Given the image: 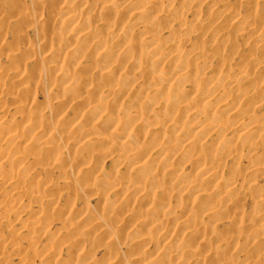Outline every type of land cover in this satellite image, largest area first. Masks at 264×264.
Returning a JSON list of instances; mask_svg holds the SVG:
<instances>
[{
    "label": "rangeland",
    "instance_id": "374dc122",
    "mask_svg": "<svg viewBox=\"0 0 264 264\" xmlns=\"http://www.w3.org/2000/svg\"><path fill=\"white\" fill-rule=\"evenodd\" d=\"M107 1L0 0V264H264V0ZM105 2L111 6L102 8ZM87 27L92 34L80 38ZM123 33L138 47L133 43L122 58L124 44L107 54L111 70L118 67L110 86L92 65L101 48L91 46ZM149 48L158 53L148 57ZM78 67L81 76L73 75ZM64 70L69 77L61 82ZM135 70L141 71L135 79L125 77ZM179 70L188 75L178 83ZM79 76L81 89L73 87ZM153 76L169 80L160 85ZM176 83L181 88L172 98L159 91ZM213 84L212 95L191 100L196 88ZM83 96L104 102L103 112L93 116L77 106ZM207 96L213 107H205ZM137 101L147 108L123 113ZM106 113L128 123L100 148L97 138L115 135ZM212 121L223 125L203 131ZM245 130L251 140L241 135ZM134 150L141 154L135 160L118 157ZM178 177L190 187L175 186ZM216 178L239 192L208 199ZM166 210L176 222L165 221Z\"/></svg>",
    "mask_w": 264,
    "mask_h": 264
},
{
    "label": "bare ground",
    "instance_id": "6f19581e",
    "mask_svg": "<svg viewBox=\"0 0 264 264\" xmlns=\"http://www.w3.org/2000/svg\"><path fill=\"white\" fill-rule=\"evenodd\" d=\"M104 1H106V2H109V1H107V0H104ZM105 2V4L102 6V8H106V7H109V6H111V4L109 5V3H106ZM149 2H150V0H149ZM153 2V1H152ZM102 3H103V1H102ZM15 7H16V4H15ZM13 8H14V6H13ZM18 8V7H17ZM15 9V8H14ZM73 10H75V9H73ZM62 11V10H61ZM60 12V11H59ZM75 12V11H74ZM77 12V11H76ZM29 13V12H28ZM144 14V11L143 10H139L138 11V14ZM235 14V13H234ZM71 17H73L74 15L72 14V15H70ZM69 16V17H70ZM236 16V15H235ZM234 18V17H233ZM66 21H63V23H65ZM86 22V21H85ZM90 24V23H89ZM103 24V23H102ZM88 25V24H87ZM92 25V24H91ZM93 26V25H92ZM95 26V25H94ZM99 26H103V25H99ZM88 29L87 30H84V31H81L80 33H79V37L81 38L83 35H86V36H88L87 34H92V31H91V29H89V27H87ZM91 28V27H90ZM48 34V33H47ZM58 34V36H59V33H57ZM261 34H263V33H261ZM71 36H74V33H73V35H71ZM85 36V37H86ZM124 33H123V36H122V34H118L117 35V37L115 38V39H113V40H111L110 42H107V40H103V39H95V41L93 42V44H92V46H91V49L92 48H94V50L96 49H99V48H101V49H99V51H97L98 53L96 54L97 56L95 57V59H94V61H95V63L94 64H92V65H96L98 68V71H99V76L101 77V78H103V82H105V84L106 83H111L110 84V86H114L113 85V83L115 82L114 80H112V79H110L109 78V76L110 75H112V73L115 71L116 72V70L118 69V67H117V64H116V67H117V69L114 67V70H111V62L112 61H109V55H107L109 52L112 54V53H114L116 50L118 51V47L120 48L121 46L120 45H122V44H124L123 45V48L122 49H120L119 50V54H117V58H119L120 56V58H122V56H123V53H124V50L125 49H127V50H129L130 48H132L133 46H134V44L136 45V43H138L137 42V40H135L134 39V41H133V43L130 45V43H126V38H124ZM67 37V36H66ZM78 37V38H79ZM60 38V37H59ZM62 38V37H61ZM74 38V37H73ZM77 38V39H78ZM124 38V39H123ZM153 38H155V37H153ZM153 38H151V39H153ZM264 38V37H263ZM75 39V38H74ZM71 40V39H70ZM84 40V39H83ZM83 40H80V42H82V44H83ZM156 39H154V41H155ZM158 40V39H157ZM262 40V39H261ZM63 41V40H62ZM148 41H150V40H148ZM152 41V40H151ZM70 42V41H69ZM73 42H74V40H73ZM72 42V43H73ZM79 42V41H78ZM136 42V43H135ZM71 43V42H70ZM85 43V42H84ZM87 43V42H86ZM90 43V42H89ZM126 43V44H125ZM146 43V42H145ZM154 43V42H153ZM79 44V43H78ZM81 44V46L83 47V45ZM88 44V43H87ZM159 44V43H158ZM158 44H156V45H158ZM61 44H59V46H60ZM86 45V44H85ZM139 45V44H138ZM76 46H80V45H75V49H77L76 48ZM80 46V47H81ZM125 46V47H124ZM137 46V45H136ZM159 46V45H158ZM61 47V46H60ZM80 47H79V49H80ZM88 47V46H87ZM138 47V46H137ZM139 47H140V45H139ZM74 48V47H73ZM83 48H86V47H83ZM82 48V50H81V52H83V49ZM155 48H156V46H155ZM68 49V48H67ZM89 49V48H88ZM87 49V50H88ZM54 50V49H53ZM57 50V49H56ZM61 50V49H60ZM70 50V49H69ZM74 49H72V51H73ZM126 50V51H127ZM133 50V49H132ZM136 50V49H135ZM148 50V49H147ZM156 50V49H155ZM52 51V50H51ZM63 51V50H62ZM76 51V50H75ZM153 48H149V50L147 51V54H148V57H149V53H152V54H155L157 51H155L154 53H153ZM67 52V51H66ZM71 52V51H70ZM77 52V51H76ZM76 52H73L74 54L76 53ZM90 52V51H89ZM129 52V51H128ZM53 53H58L59 54V52H55V50L53 51ZM72 53V52H71ZM71 53L69 54L70 55V57L72 58V56L73 55H71ZM72 53V54H73ZM85 53H87L86 52V49H85ZM158 53V52H157ZM50 54H51V52H50ZM50 54H48V55H50ZM61 54V53H60ZM63 54V53H62ZM84 54V53H83ZM125 54H126V52H125ZM66 55V54H65ZM132 55V54H131ZM145 55V54H144ZM178 55V54H177ZM62 56V55H61ZM75 56H76V54H75ZM75 56H74V58H75ZM107 56H108V58H107ZM112 56V55H111ZM115 56V55H114ZM155 56V55H154ZM175 56V55H174ZM60 57V56H59ZM78 57V56H77ZM137 57V56H136ZM140 56H138V58H139ZM177 57V56H176ZM43 58V57H42ZM52 58V57H51ZM54 58V60L56 59L55 57H53ZM73 58V59H74ZM94 58V57H93ZM114 58V57H113ZM141 58V57H140ZM173 58V57H172ZM181 58V57H180ZM44 59V58H43ZM50 59V58H49ZM69 59V57H67V58H65V60H66V64L68 63L69 65H71L70 64V60H68ZM73 59L71 60V61H73ZM78 59V58H77ZM144 59V58H143ZM156 59H159V58H156ZM156 59H155V61H156ZM176 59V58H175ZM182 59V58H181ZM46 60H48L47 58H46ZM45 60V61H46ZM60 60V59H59ZM67 60H68V62H67ZM137 60V59H136ZM184 60V59H183ZM34 61V60H33ZM36 61V60H35ZM45 61H43L44 63H45ZM93 61V62H94ZM142 61H144V60H142ZM146 61V60H145ZM185 61V60H184ZM148 62V61H147ZM152 62V61H151ZM190 62V61H189ZM57 63H58V60H57ZM60 63V62H59ZM72 63V62H71ZM35 64V63H34ZM74 64V63H73ZM72 64V65H73ZM62 65V64H61ZM80 65V64H79ZM148 65V64H147ZM51 66V65H50ZM55 66V65H54ZM57 66H59L58 64H57ZM57 66H55L54 68H56ZM63 66H65V65H63ZM76 66H78V65H76ZM119 66H120V64H119ZM82 67V66H81ZM85 67V66H84ZM84 67H83V69H84ZM58 68V67H57ZM65 68H66V66H65ZM71 67H69V69L68 68H66V70L68 71V70H71L70 69ZM79 68V67H78ZM53 68H51V70H52ZM87 69V68H86ZM96 69V70H97ZM80 68L79 69H77V68H74L73 69V75L74 74H78V75H80ZM48 71V70H47ZM46 71V72H47ZM54 71V70H53ZM62 72V71H61ZM72 72V71H71ZM140 72L141 71H139V70H135L134 72H132V73H130V74H127L125 77L127 78L128 77V79H130V80H133V79H135L137 76H139L140 75ZM148 72H150V71H148ZM179 72H180V70H179ZM178 72V74L176 75L177 77H176V80H177V82L178 81H180V80H183V79H185L186 77H187V73H184V72H180L179 73ZM63 73V72H62ZM87 73H89V72H87ZM98 73V72H97ZM96 73V74H97ZM146 73V72H145ZM151 73V72H150ZM33 74V73H32ZM59 74V73H58ZM61 74V73H60ZM67 74V73H66ZM65 74V70H64V74H63V76L61 75V82H63V80L66 78V77H69V76H64V75H66ZM72 74V73H71ZM142 74V73H141ZM147 74V73H146ZM149 74V73H148ZM147 74V75H148ZM153 74V73H152ZM187 74V75H186ZM72 75V76H73ZM82 75V74H81ZM80 75V76H81ZM98 75V74H97ZM151 75V74H150ZM149 75V76H150ZM79 76V81L76 83V81L75 82H73L72 84H74V83H76V85H73V87L74 86H78V87H80V89H81V87L82 86H84L85 84H83L84 82L82 81V77H80ZM87 76H88V74L86 75V77L85 78H87ZM160 76V75H159ZM159 76H153L151 79H153V81H154V83H156V84H160V85H162L161 83H163V80H167V78H168V76L165 78L164 76L162 77H159ZM244 76V75H243ZM33 77V76H32ZM59 78H60V76H58ZM151 77V76H150ZM71 78V77H70ZM74 78H76V75H75V77ZM113 78V77H112ZM244 78V77H243ZM58 79V78H57ZM242 79V78H241ZM59 80V79H58ZM68 80V79H67ZM71 80V79H70ZM168 80H169V78H168ZM189 80V79H188ZM211 80V79H210ZM66 81V80H65ZM73 81V80H72ZM71 81V82H72ZM88 81V80H87ZM175 81V80H174ZM213 81V80H212ZM211 81V82H212ZM86 82V81H85ZM173 82V81H172ZM184 82V81H183ZM196 82V81H195ZM252 82V81H251ZM179 83V82H178ZM181 83V82H180ZM66 84H68V83H66ZM83 84V85H82ZM89 84V83H88ZM172 84V83H171ZM215 85H216V83H214ZM211 85L210 86V89H208V90H206V91H201V87L200 88H196V86H195V88H196V92L195 93H193L192 95V97H191V100L194 102V101H199L200 99H202L203 98V96H204V92H209L211 95H212V93H214V91L216 90V87H217V85H216V87H215V85ZM70 82H69V87H70ZM82 85V86H81ZM238 85V84H237ZM264 85V84H263ZM260 86V88H259V90H261V91H264V86ZM87 86V85H86ZM86 86H85V90H86ZM104 86V85H103ZM175 86V84H173V89H160L159 91L160 92H162V94L166 97V98H172V96H174V95H176V90L177 89H179V84L177 85V83H176V86ZM179 86V87H178ZM193 86V85H192ZM193 86V87H194ZM207 86V85H206ZM220 86V85H219ZM254 86V85H253ZM69 87H67V88H69ZM72 87V88H73ZM89 87V86H88ZM94 87V86H93ZM117 87H118V85H117ZM171 87V86H170ZM234 87V86H233ZM72 88H70L71 90H73ZM95 88V87H94ZM98 88V87H97ZM103 88V87H102ZM181 88V87H180ZM207 88V87H206ZM251 88V87H250ZM89 89V88H88ZM93 89V88H92ZM91 89V90H92ZM96 89V88H95ZM122 89V88H121ZM191 89V88H190ZM218 89V88H217ZM249 89V88H248ZM252 89V88H251ZM258 89V88H257ZM84 90V89H83ZM91 90H89L90 91V93H91ZM250 90V89H249ZM76 91V90H75ZM87 91V90H86ZM93 91V90H92ZM182 91V90H181ZM181 91H180V93H181ZM190 91V90H189ZM194 91V90H193ZM232 91H234V93H238V92H240L241 91V89H240V87L239 88H235L234 90H232ZM248 91V90H247ZM65 92V91H64ZM69 93H70V91H68ZM72 92V91H71ZM80 92H81V90H80ZM94 92V91H93ZM92 92V93H93ZM192 92V91H191ZM66 93H67V91H66ZM77 92H75V94H76ZM91 93V94H92ZM95 93H97V92H95ZM105 93V92H104ZM232 93V92H231ZM65 94V93H64ZM63 94V95H64ZM68 94V93H67ZM80 94V93H79ZM82 94V93H81ZM80 94V95H81ZM115 94V93H114ZM161 94V95H162ZM74 95V94H73ZM84 95V94H83ZM104 95H106V94H104ZM116 95V94H115ZM114 95V96H115ZM178 95H180V94H178ZM177 95V96H178ZM76 96V98L78 97L77 96V94L75 95ZM85 96H87V95H85ZM114 96H113V98H114ZM117 96H119V94L117 95ZM160 96V95H159ZM67 97V95L65 96V98ZM71 97H72V95H71ZM84 97V96H83ZM110 97H112V96H110ZM208 97V96H207ZM211 96H209L208 98H206L207 100L205 101L206 102V105H205V107L208 105L209 107H210V105L212 106L213 105V100H211L212 98H210ZM73 98V97H72ZM90 98V97H89ZM112 98V99H113ZM160 98V97H159ZM66 99H69V98H66ZM74 99V98H73ZM91 99V98H90ZM94 99V98H93ZM98 99V98H97ZM103 99V98H102ZM109 100V101H111V104L112 103H114V104H116V101L115 100ZM114 99H116V98H114ZM162 99V98H161ZM175 99V98H174ZM61 100V99H60ZM65 100V99H64ZM254 100V99H253ZM105 101V100H104ZM191 101V102H192ZM72 102H74V101H72ZM117 102H118V100H117ZM138 102V101H137ZM134 103V104H132V106H130V107H127L126 106V108H124L123 109V113H126V114H129L130 112L132 113V110H135V109H138V108H141V110H142V108L145 106H147V105H144V104H142L141 102H138V103ZM216 102V101H215ZM65 103V102H64ZM62 104V103H61ZM75 104L77 105V106H80V107H84V109H86L85 107H87L88 109L87 110H89L90 112H91V115H92V113H93V116L94 115H96L97 113H100L101 114V112L100 111H102L103 112V108H105V106H106V104H104V102H101V101H97V100H89L87 97L85 98H82V99H79V100H75ZM113 104V105H114ZM119 104V103H118ZM112 105V106H113ZM120 105H122L121 104V102H120ZM111 106V105H110ZM115 106V105H114ZM124 106V104L121 106V109H122V107ZM144 107V108H145ZM191 107V106H190ZM213 107V106H212ZM107 108H108V106H107ZM110 108H112V107H110ZM114 108V107H113ZM113 108L111 109V110H113ZM118 108V107H117ZM120 108V107H119ZM147 108V107H146ZM206 108H208V107H206ZM75 109H76V107H75ZM81 109H83V108H81ZM219 109V108H218ZM57 110V109H56ZM106 110V109H105ZM111 110H110V113H111ZM120 110V109H119ZM76 111V110H75ZM83 111V110H82ZM81 111V112H82ZM86 111V110H85ZM145 111V110H144ZM202 111V110H201ZM88 112V111H87ZM89 112V113H90ZM106 112V111H105ZM114 113H115V111H113ZM118 112V111H117ZM199 112V111H198ZM203 112V111H202ZM76 113V112H75ZM121 113V112H120ZM119 113V114H120ZM130 113V115H133V114H131ZM107 114V113H106ZM119 114H112V115H108L109 117H107V119H108V122L107 121H105V118H104V121L106 122V123H108V126L110 125L111 127L113 126L114 127V129H113V131H114V134L115 135H113V133H112V135H110L112 138H109V139H106V138H102V137H99V138H97L96 140H95V144H101L100 145V148H102L101 146H102V144H103V146H106L108 143H110V142H112V141H116V138H115V136H117L116 134H118V133H124V131H125V128H126V125H127V123H128V121L126 120V118H124L123 117V115L122 116H120ZM125 114V115H126ZM98 115V114H97ZM77 116V115H76ZM79 116V115H78ZM77 116V117H78ZM85 116V115H84ZM205 116V115H204ZM96 117V116H95ZM76 118V117H75ZM75 118H74V120H75ZM97 118H98V116H97ZM134 118V117H133ZM178 118V117H177ZM58 119V118H57ZM64 119V118H63ZM78 119V118H77ZM76 119V120H77ZM83 119V118H82ZM96 119V118H95ZM94 119V120H95ZM163 119V118H162ZM171 119V118H170ZM75 120V121H76ZM97 120V119H96ZM101 120V119H100ZM58 121H60V120H58ZM67 121V120H66ZM82 121V120H81ZM163 122H164V120H162ZM64 122V121H63ZM72 122V121H71ZM74 122V121H73ZM99 123H101L100 121H98ZM104 122V123H105ZM159 122V121H158ZM59 123V122H58ZM67 123H68V121H67ZM77 123V122H76ZM97 123V122H96ZM102 123H103V121H102ZM101 123V124H102ZM103 123V124H104ZM7 124V123H6ZM60 124H61V121H60ZM64 124H66V123H64ZM63 124V125H64ZM69 124H70V122H69ZM80 124V123H79ZM77 125L78 127L77 128H79V126L80 125ZM157 124V123H156ZM202 124V123H201ZM8 125H10V124H8ZM8 125H6V126H8ZM59 125V124H58ZM72 125V124H71ZM107 125V124H106ZM139 125L141 126V127H143V125L145 126L146 125V122H144V120L143 121H139ZM149 125V124H148ZM223 124L222 123H220V122H210V123H207L206 125H203L201 128H202V130L203 131H205L206 130V128L207 129H212V128H215V129H217L218 130V128H220L221 126H222ZM59 126H61V125H59ZM69 126V125H68ZM55 127H57V126H55ZM62 127V126H61ZM61 127H57V128H60L58 131H60L61 130ZM2 128V127H1ZM56 128V129H57ZM75 128V127H74ZM201 128H199V129H201ZM64 129H65V126H64ZM108 129H109V127H108ZM111 129V128H110ZM205 129V130H204ZM257 129V128H256ZM67 130V129H66ZM251 130H253V129H251ZM64 131V130H63ZM68 131V130H67ZM71 131L73 132V130L71 129ZM199 131V130H198ZM203 131H202V133H203ZM79 132V131H78ZM248 132H249V130H245V131H243V132H241V135H243L244 137H246V138H249V140H251L252 138L251 137H249V136H251V135H248ZM251 132V131H250ZM55 133V132H54ZM67 133V132H66ZM59 134V133H58ZM68 134L70 135V133H67V136H68ZM63 136V135H62ZM61 136V137H62ZM66 135H64V137H67ZM71 136V135H70ZM130 136H131V134H130ZM59 137H60V135H59ZM56 138V137H55ZM69 138V137H68ZM123 138V137H122ZM121 138V139H122ZM52 140H53V138H51ZM89 139V138H88ZM87 139V141H89ZM51 140V141H52ZM61 140H63L62 138H61ZM65 140V139H64ZM112 140V141H111ZM131 140V139H130ZM248 140V141H249ZM87 141H85L84 143H83V146L85 145V146H87ZM93 141V140H92ZM124 141V140H123ZM191 141V143H196L197 141L195 140V139H191L190 140ZM91 142V139H90V141H89V143ZM128 142V141H127ZM130 142V141H129ZM129 142L128 143H125L126 145L128 144L129 145ZM132 142V141H131ZM130 142V143H131ZM245 142V141H244ZM243 142V143H244ZM252 142V141H251ZM81 143V142H80ZM94 143V142H93ZM120 143H122V142H120ZM94 144V145H95ZM156 145H158L157 144V142L155 143ZM252 144H254V141H253V143ZM76 145V144H75ZM91 145H92V142H91ZM187 145V144H186ZM190 145V144H189ZM192 145V144H191ZM78 146V145H77ZM80 146V145H79ZM129 146H131V145H129ZM129 146H128V148H129ZM188 146V145H187ZM81 147V146H80ZM90 147V146H89ZM107 147V146H106ZM75 148V147H74ZM91 148V147H90ZM99 148V147H98ZM184 148V147H183ZM80 149V151L83 149V148H79ZM78 149V150H79ZM85 149V148H84ZM87 149H89V148H87ZM92 149V148H91ZM107 149V148H106ZM121 149H122V146H121ZM130 149V148H129ZM134 148H132V150H133ZM75 150V149H74ZM90 150V149H89ZM100 150V149H99ZM108 150V149H107ZM76 151V150H75ZM84 151H86V150H84ZM91 151V150H90ZM127 151H128V149H127ZM130 151V150H129ZM141 151V150H140ZM230 152L231 151H233V150H229ZM77 152V151H76ZM88 152V151H87ZM123 152V151H122ZM150 153V152H149ZM78 154V153H77ZM89 154V153H88ZM119 154H120V152H119ZM139 152L137 151V150H134V151H131V152H129V153H123V154H121V155H118V157H123L122 159H124V160H135V159H137L138 157H139ZM68 155V154H67ZM87 155V154H86ZM141 155V154H140ZM153 155V154H152ZM152 155H151V157H152ZM66 156V155H65ZM64 156V157H65ZM76 156V155H75ZM81 156V155H80ZM67 157V156H66ZM150 157V158H151ZM167 157V156H166ZM204 156H199V160L200 159H203L204 160V158H203ZM83 158V157H82ZM212 158V157H211ZM78 159H80L79 157H78ZM83 160V159H82ZM150 160V159H149ZM156 160V159H155ZM148 161V160H147ZM140 162V161H139ZM162 162V161H161ZM137 163V162H136ZM146 163V162H145ZM164 163V162H163ZM149 165H150V163H148ZM162 164V163H161ZM152 165V164H151ZM138 166V169L140 168L141 170L143 169V164H141V165H137ZM252 165H250V167H251ZM140 169H139V171L138 172H140ZM203 169V168H202ZM261 169V168H260ZM260 169H259V167L258 168H256V170H255V168H253L252 169V173H256V172H258V171H260ZM213 170H215V169H213ZM150 171V170H149ZM207 171V170H206ZM206 171H204V172H206ZM212 171V170H211ZM235 171V170H234ZM250 171V170H249ZM150 172H152V171H150ZM149 172V173H150ZM141 173V172H140ZM139 173V174H140ZM148 172H147V175L149 174ZM155 174H156V172H154ZM153 173V174H154ZM157 173H158V171H157ZM212 173V172H211ZM213 173H215V172H213ZM212 173V174H213ZM155 174L154 175H152L151 174V178L153 179L154 177H155ZM231 174L232 175H234L235 173H233V172H231ZM215 175V174H214ZM146 176V175H145ZM156 176H157V174H156ZM160 177V176H159ZM158 177V178H159ZM136 178V177H135ZM157 178V177H156ZM218 178V177H217ZM216 178V179H217ZM133 179V178H132ZM148 179V178H147ZM204 179L205 180H209L210 179V176H205L204 177ZM203 179V180H204ZM231 179V178H230ZM140 180V179H139ZM148 180H150V179H148ZM147 180V181H148ZM132 181V180H131ZM121 183V182H120ZM148 185L147 186H151V183H153V181H151V183L148 181ZM155 183V182H154ZM159 183H160V181H159ZM180 184H182V185H184V184H186V186L187 187H190V185H191V182H186L185 180H182L180 177H178V181L175 183V186H181ZM160 185V184H159ZM159 185H157V186H159ZM174 185V184H173ZM146 186V187H147ZM154 186V185H153ZM145 187V188H146ZM194 187V185L191 187V188H193ZM213 187V186H212ZM135 188H137V187H135ZM151 189H152V186L150 187ZM154 188H156V187H154ZM177 188V187H176ZM134 189V188H133ZM138 189V188H137ZM137 189H135L136 191H138ZM168 189V188H167ZM132 190V189H131ZM166 190V189H165ZM169 190V189H168ZM135 191V192H136ZM170 191V190H169ZM169 191H168V193H169ZM147 192V191H146ZM146 192H144V194L142 193L141 194V196H138L137 197V199H144V197H145V194H147ZM234 192H239V189H238V187L236 186V185H233V184H231V182L230 181H228V180H223V179H221V178H219V179H217V181H216V183L214 184V188L211 190V191H209V193H208V199L211 197V196H215V195H219V193H225V194H231V193H234ZM147 196V195H146ZM206 196V195H205ZM216 196V197H217ZM206 197V198H207ZM214 199V198H213ZM181 201L183 200V199H180ZM222 200V199H221ZM137 202V201H136ZM220 202V201H219ZM216 204H217V201H216ZM221 205H222V203H221ZM215 206V205H214ZM213 206V207H214ZM199 207H201V206H199ZM210 208V206H206V207H204V208H202V210L203 209H209ZM212 208V207H211ZM216 209H218V208H216ZM215 209V210H216ZM200 210V209H199ZM201 211V210H200ZM214 212V211H213ZM215 213V212H214ZM212 214V213H211ZM160 215V214H159ZM132 215H130V217H131ZM162 217L165 219V221H167L168 223H173V222H176V215L175 214H173V213H171L169 210L167 211H164L163 213H162ZM257 217L258 218H262L263 217V215L260 213V214H258L257 215ZM187 218V217H186ZM187 219H181V223H183V222H187L186 221ZM192 221V220H191ZM190 220H189V222H191ZM104 222H105V220H104ZM97 224H96V226L97 225H100L101 223H102V220L100 221V220H98L97 222H96ZM193 223H195V222H193ZM197 223H199V222H197ZM196 223V224H197ZM107 227V226H106ZM95 228H97V227H95ZM201 228V227H200ZM204 245V242L202 241L201 243L199 242V246H203ZM193 250H194V248H192V247H190V248H188V249H186V252H189L190 254L193 252ZM207 250L208 251H210L211 252V248H209V247H207ZM147 258V260H149V262H151V260L152 261H154L155 260V258H156V256H154V257H152V258H150V259H148L149 257H146ZM145 258V259H146ZM159 259V258H158ZM158 259H156L155 261H157ZM145 261V260H144ZM147 262V261H146ZM145 263V262H144Z\"/></svg>",
    "mask_w": 264,
    "mask_h": 264
}]
</instances>
